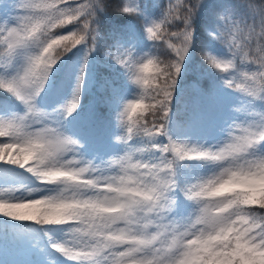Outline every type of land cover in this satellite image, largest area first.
<instances>
[{"label": "snow or ice", "instance_id": "obj_1", "mask_svg": "<svg viewBox=\"0 0 264 264\" xmlns=\"http://www.w3.org/2000/svg\"><path fill=\"white\" fill-rule=\"evenodd\" d=\"M200 4L201 0L198 3L172 4L170 2L162 17L159 20H152L146 27L145 31L149 40L160 41L170 49L171 58L167 61L147 54L144 57L133 58L130 50L113 57L127 70L133 83L142 90L136 99L122 106L118 119L124 134L116 138L126 143L137 136L147 138L149 141L166 137L167 143L150 145L152 149L160 153L159 160L152 163L141 159H135L136 163L131 162L136 153H143L148 149L147 145L144 148L129 147L124 155L106 162V168L97 166L101 175L107 177L111 173L123 172L124 165L134 169L137 176L141 172L154 174L151 172L152 169H159L161 165L171 166L172 161L169 160V156L173 160H183L189 156L212 155L207 149L199 151L189 148L186 141L178 142L168 136L169 103L182 62L192 45V19ZM17 6L24 10V14L16 18V25L14 27L0 26V45L5 46L0 56L7 57L10 61L18 50H25L24 65L22 71L15 76L9 79L0 78V89L14 94L25 105L26 111L23 115H14L12 119L0 120V138H3L0 139V163L24 169L45 185L55 184L63 177L70 178L77 184H91L90 178L74 175L70 168L66 169L63 165L42 169L40 165L44 163V159L38 157L37 150L43 151L46 158L61 157L68 163H75L67 158V154H74L79 143L55 128L43 126L31 130V124L36 122L34 120L36 116L43 115L36 108L34 100L44 88L52 66L76 45L84 44L88 35H91L92 42H95L94 21L96 10L102 7V0H45L41 4H36L33 0H19ZM249 10L251 23L234 19L231 14L220 18L222 26L217 29L215 39L227 45L231 59H218L208 53H202V55L213 68L229 74L224 81L226 87L233 88L239 76L240 82L235 83L237 90L253 99L264 100V4L256 6L249 3ZM117 11L135 13L137 8L132 3L122 0ZM172 24L176 26L182 24L183 27L179 31H169L168 25ZM66 25H75L77 30L67 32V35L54 31ZM257 26L261 29L258 32ZM253 39L256 40L254 50L252 49ZM33 48L36 50L27 51ZM56 48H60L61 51L52 55ZM88 51H92V48H88ZM237 59L240 64L247 61L248 65H256V70L237 71ZM229 68L233 71L228 72ZM82 82L83 67H81V75L77 80L72 100L63 110L65 116L76 109ZM154 82L155 86H153ZM149 88L151 92L148 91ZM146 98L154 103L143 105L142 101ZM145 107L152 114L151 123L147 121L142 123L144 117L141 110ZM253 115L259 116V120L250 123V127L258 130L255 135L260 137L261 144L264 143V113ZM87 163L91 164L92 161ZM113 165L119 167H113ZM81 171H87V169H81ZM106 186L107 180L99 187L102 189ZM28 191H38V189ZM51 191L54 194L36 199H0V215L31 221L38 225L71 224L68 232L77 230L79 224L77 220L70 217L57 219L53 214H41V205L56 207L64 204V201L55 195L56 189ZM253 203H259V201H253ZM105 239L110 240V243L103 247H96L87 242L72 244L67 239L63 242L51 241L50 247L79 264H156L157 262L158 258L154 253L159 251V246L155 238L138 241L135 246H133L135 237H129L124 232L108 233ZM246 253L251 254L246 255ZM179 255L177 264H184L185 260L191 264L193 257H190L187 252ZM217 256H220V259H217ZM194 259L200 261L203 257ZM258 259L264 264V258L252 252L251 248H245L243 251L229 250L223 256L218 251L212 254L205 264H256Z\"/></svg>", "mask_w": 264, "mask_h": 264}, {"label": "trees", "instance_id": "obj_2", "mask_svg": "<svg viewBox=\"0 0 264 264\" xmlns=\"http://www.w3.org/2000/svg\"><path fill=\"white\" fill-rule=\"evenodd\" d=\"M18 2L19 0H16L14 12L21 16L24 14V10L18 8ZM33 2L41 4L45 0H33ZM125 2L132 3L137 11L135 13L117 11L122 0H102V7L96 10L94 21L95 42L93 43L91 35H88L84 44L76 45L61 56L52 66L44 88L34 100L36 108L43 115L34 118L36 122L31 124V130L43 126L55 128L64 135L76 139L79 144H84L88 142L89 127L91 125L96 127L104 148L109 150L115 147L117 149L114 155L103 157L95 147H90L94 154H99L97 160L92 159L91 161L100 168H106V162L110 158L124 155L129 148L127 146L136 138L134 137L126 143L115 139L124 134V129L119 126V112L124 104L134 99L138 86L133 83L127 70L113 57L130 50L133 58L144 57L147 54L167 61L171 58L170 49L160 41L149 40L145 31L146 27L152 20H159L162 17L170 2L172 4L198 3L200 0H125ZM0 3H3V0H0ZM249 3L260 6L264 4V0H201L192 19V45L182 62L172 91L175 114L178 119H182L181 124H185L198 111L209 110L210 114H213L219 110V107L225 108L224 114L230 126L234 124L246 126L258 121L259 116L253 115L254 113H264V100L253 99L236 89L235 83L241 80L239 76H237L233 88L226 87L224 81L229 74L213 68L202 55V53H208L218 59H231L227 45L215 39L217 29L222 26L220 18L223 15L231 14L234 19L251 23ZM1 10L0 8V14ZM3 23L4 27L8 26L5 21ZM182 27V24L179 26L172 24L168 25V30L179 31ZM76 30L75 25H66L54 31L67 35V32ZM256 30L259 31V26ZM4 48V45H0V53L4 51ZM88 48H92V51H88ZM35 50L33 48L27 51ZM60 51V48H56L52 55H56ZM24 53L25 50H18L10 61L7 57L0 56V78L9 79L22 71ZM236 64L237 71L256 70V65H248L247 61L240 64L237 59ZM81 67H83V82L80 87L79 101L76 109L70 115L65 116L63 110L72 100L77 80L81 75ZM232 71V68L228 69V72ZM190 80L202 89L201 94L198 95L201 100L200 104H196L194 100L190 102L184 95L186 90L192 89ZM99 81H110L120 86L129 87L124 97L118 100L115 108L108 109L98 102L95 87ZM153 86H155V82ZM25 111V105L14 94L0 89V120L12 119L14 115H23ZM141 114L144 117L142 123L145 121L151 123L153 117L149 109L143 108ZM256 152L261 154L260 151ZM70 157L73 155L70 154ZM133 158L144 160V157L138 153ZM198 165L215 168V166L202 161H182L177 168V175L181 176L180 167L189 170L196 169L195 167ZM177 175L176 180L180 187L191 181L177 177ZM177 191L180 193L179 188ZM181 198L183 213L180 217L178 215L174 217L178 220L187 218L193 207L182 195ZM9 222H16L17 225L23 226L27 224V221L13 218L9 220L0 215V264H79V262L69 260L56 249L51 257L45 255L47 245L44 232L41 231L43 225L35 223L37 226L36 239L29 240L26 237L25 241H21L13 234ZM67 225L72 226L71 224ZM64 232H59V234H64L59 238L61 242L68 236L67 230Z\"/></svg>", "mask_w": 264, "mask_h": 264}, {"label": "clouds", "instance_id": "obj_3", "mask_svg": "<svg viewBox=\"0 0 264 264\" xmlns=\"http://www.w3.org/2000/svg\"><path fill=\"white\" fill-rule=\"evenodd\" d=\"M230 127L232 131L226 142L214 150L186 142L189 148L207 149L212 155L189 156L183 160L169 156L170 167L161 165L151 170L154 174L141 172L138 176L134 169L124 165L125 171L105 177L97 165L87 163L82 157L73 155L69 160L75 163H68L61 157L46 158L43 151L37 150L38 157L44 159L42 169L63 165L74 175L92 181L77 184L70 178H61L52 185L56 186L55 195L64 204L41 205L40 212L53 214L57 219L77 220L78 229L70 231L72 244L87 242L103 247L110 243L105 239L108 233L120 232L135 237L133 246L138 241L155 238L159 246V251L154 253L158 258L156 264H177L179 254L184 252L193 257L191 264H205L218 251L223 256L229 250L245 248H251L264 258V154L256 152L260 137L250 124ZM182 161H202L215 166V170L208 175H198L180 187L176 175ZM131 162L136 163V160L133 158ZM85 168L87 171L82 172ZM105 180L107 186L101 189L99 186ZM177 188L193 206L183 220L169 218L176 206ZM195 257H203V260L197 261ZM184 264L189 262L185 260ZM256 264L262 261L258 259Z\"/></svg>", "mask_w": 264, "mask_h": 264}, {"label": "rangeland", "instance_id": "obj_4", "mask_svg": "<svg viewBox=\"0 0 264 264\" xmlns=\"http://www.w3.org/2000/svg\"><path fill=\"white\" fill-rule=\"evenodd\" d=\"M229 131H232V129L220 126L219 124H215L212 121H207L206 124L202 127L196 126L195 122V124L191 126V128L186 132L185 135H181L180 133H182L183 130L178 129V138L176 139L178 142L186 141L189 144L203 145V147L205 148L211 147L213 149L223 145V143L226 142ZM171 138L173 140H176L173 137ZM157 161L158 160L155 158L154 152H151L149 154L147 162L152 163ZM6 185L7 184L3 183L2 179L0 178V188H2L3 191L9 190V187ZM29 189H38V191L29 192ZM46 195H48V190L44 186V184H41L40 181H32V184L29 188L25 187V184H23L20 188H17L11 194V196H9V198L6 199H36ZM177 207H179L178 200H176L174 211L177 209ZM172 213L170 214V216L172 215Z\"/></svg>", "mask_w": 264, "mask_h": 264}]
</instances>
